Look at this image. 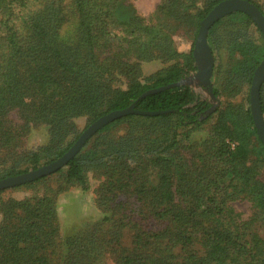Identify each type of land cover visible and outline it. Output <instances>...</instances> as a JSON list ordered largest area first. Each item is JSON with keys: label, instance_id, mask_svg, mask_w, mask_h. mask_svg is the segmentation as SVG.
I'll list each match as a JSON object with an SVG mask.
<instances>
[{"label": "trees", "instance_id": "obj_1", "mask_svg": "<svg viewBox=\"0 0 264 264\" xmlns=\"http://www.w3.org/2000/svg\"><path fill=\"white\" fill-rule=\"evenodd\" d=\"M220 1L160 0L155 10L180 21L191 19L198 28ZM248 1L264 16L257 1ZM251 25L260 33L248 15L235 12L216 21L207 35L212 53L215 46L225 47L229 57L240 58L227 72L230 84L247 88L246 107L236 114L232 105L220 110L202 99L186 81L188 72L196 70L192 51L186 65L174 62L142 76L140 60L173 61L178 54L152 18L138 14L129 0H0V156L15 151L33 129L46 131L44 144L20 150L26 166L0 172V179L63 155L82 132L74 122L79 116H86V127L131 104L140 111H163L115 119L86 140L66 165L15 186L62 181L85 189L90 174L103 173L98 189L112 210L102 209L100 223L120 213L123 201H115L120 193L129 191L139 204L137 219L130 221L129 246L122 247L119 231L105 249L99 243L100 249L77 243L75 234L67 238L66 253H58L56 196L62 188L24 200L6 199L0 189V264H91L93 252L105 251L116 264H264V235L248 232L230 206L245 199L255 217L264 213V180L259 176L264 145L248 105L264 38L260 34L263 43H257L249 34ZM211 94L217 99L214 83ZM259 96L264 115V82ZM11 112L19 123L9 118ZM214 114L207 139L178 142L179 129H197ZM121 123L128 134L110 136ZM134 142L144 143L141 151ZM204 143L202 152L198 144ZM151 166L155 183L149 180ZM116 220L121 227V219Z\"/></svg>", "mask_w": 264, "mask_h": 264}, {"label": "rangeland", "instance_id": "obj_2", "mask_svg": "<svg viewBox=\"0 0 264 264\" xmlns=\"http://www.w3.org/2000/svg\"><path fill=\"white\" fill-rule=\"evenodd\" d=\"M129 1L138 14L147 19L152 18L153 22L157 25L158 28H160L161 32L166 35V37L171 42L172 47L178 54V56H176L173 61H165L163 59H153L148 61L140 60L139 63L142 70V76H151L152 74L161 71L174 62H177L180 65H186V56L190 53V51H192L193 42L195 40L198 29L195 23L192 22L191 19L186 20L187 22H185V20L180 21L158 14L155 8L160 0ZM255 1H257L264 10V0ZM192 13H197V10L195 9V12ZM248 31L257 43H263L262 37L260 35L261 33L257 32L255 27L251 25ZM212 55L213 71L211 82L215 84L219 91L217 99L210 95L207 89L198 83L195 78L196 70L188 72L186 81L202 99H207L216 104L220 107V110L226 108L228 105H232L235 109V113L239 114L240 109H245L246 107L247 88L242 84L240 86L238 85L239 89H237V86L235 84H230L227 80V72L238 63L240 58L237 54L229 57L226 48L218 46H215ZM238 83L240 82L238 81ZM9 118L14 120V123H19L18 115L15 112H11ZM215 121L216 114H214L204 125L198 127L197 129L190 130V128L185 127L179 129L177 136L178 142H180V144L182 145L187 143H200L202 139L208 138L207 135L209 133V130L215 123ZM74 122L78 130L82 131L87 124L86 116H79L74 119ZM126 126L127 125L125 123L118 124L113 129V131L110 132V136L119 137L127 135L128 128ZM167 136L168 134H165L164 138L161 137L163 139L162 141H164ZM150 137L155 139L154 136ZM45 142V129L43 127L33 129L24 139H22L21 143L18 144V147L15 149V151L10 152L9 150V152L3 153L2 156H0V172H6L15 167L24 168L26 165L22 163L24 160L22 162L21 160L25 153L20 150H22V148L35 149ZM226 143H228L231 148L233 147V142L227 140ZM142 144L144 143L134 142L133 145L137 148L140 147L141 151ZM198 145H201V147L203 148L202 152L206 151V143H204L203 145ZM195 162L196 161H194V163ZM152 170L154 169L151 166L149 171L151 172L152 176H149V180L155 183L156 173L154 172L155 170ZM102 175L99 172L90 174L88 186L85 189L81 188L79 185L72 183H65L62 181H60L59 183H55L51 181V183H39L35 186L25 185L6 188L2 192L1 196L6 199H31L35 198L38 195H42V193L48 194L50 190H54V187L56 189L59 185L62 190L56 196V208L58 212V225L60 235L59 238H57V241L60 242L59 245H62V248L60 250H57L58 253H66V248L68 246L65 243H67V238L75 234H77V243H89L88 246L91 245L90 243H94V246L97 249H100L97 246V243H99L100 247H104H102L101 249H105L108 246V239L110 237H113L112 235L119 231L121 233L119 239L122 243V247H127L131 242L132 234V231H129V228H131L130 221H134V219H137L139 214L137 213V208L139 207V204L138 202L134 201V196H132L129 191L120 193L119 196L115 198L116 203H118V201L120 200L123 201L120 213H117L116 216H113L109 222L105 221L104 223H100L103 218L102 209L109 212L112 210L111 203L103 204L107 200L104 195L99 192L98 189L100 187L99 183H102L104 180ZM259 176L264 180V167H261L259 169ZM98 195H101L102 198L98 199ZM230 206L231 208H233V211L236 214V220L239 223H246V225L248 226V232L254 231L260 236L264 235V213L258 217H255L252 205L245 199L235 200L230 203ZM117 218L121 219V227L119 221L116 220ZM112 226L115 227L109 231ZM111 245L112 243H110V247ZM89 252H93V250H90ZM93 253L95 255L90 256L91 264H116V262L113 260V256L110 254V251H105L103 253Z\"/></svg>", "mask_w": 264, "mask_h": 264}, {"label": "water", "instance_id": "obj_3", "mask_svg": "<svg viewBox=\"0 0 264 264\" xmlns=\"http://www.w3.org/2000/svg\"><path fill=\"white\" fill-rule=\"evenodd\" d=\"M235 12H241L253 21V23L260 30L261 35L264 38V16L262 12L248 0H222L218 2L200 21L195 40L192 47V57L196 67L195 78L198 83L205 87L210 95L212 92V82L211 76L213 71V55L210 46L207 41V35L209 28L219 19L224 18ZM264 82V56L258 65L255 67L250 89H249V109L251 117L253 120V125L255 127L256 133L264 145V118L261 112L260 106V96L259 91L262 83ZM171 85H165L158 88L150 89L145 91L141 97L152 94L166 88ZM163 111H140L134 109V105L131 104L124 109H118L110 111L87 125L71 147L60 157L53 160L52 162L37 167L35 169L29 170L24 173H20L13 176H8L0 179V189H6L10 187H15L22 185L27 182L36 180L42 176L49 175L59 168L66 165L70 158H72L78 150L83 146V144L92 135H94L100 128L111 123L115 119L129 115H158Z\"/></svg>", "mask_w": 264, "mask_h": 264}]
</instances>
